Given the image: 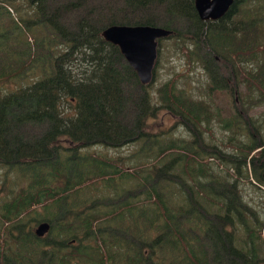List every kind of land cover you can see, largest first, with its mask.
Listing matches in <instances>:
<instances>
[{"label":"trees","instance_id":"1","mask_svg":"<svg viewBox=\"0 0 264 264\" xmlns=\"http://www.w3.org/2000/svg\"><path fill=\"white\" fill-rule=\"evenodd\" d=\"M23 1L37 19L0 21V264H264V112L247 113L264 102V0L216 19L194 0ZM173 20L192 29L185 56L212 101L175 77L155 87L187 132L167 140L147 127L152 82L102 30L150 23L183 40ZM213 123L226 134L210 143Z\"/></svg>","mask_w":264,"mask_h":264},{"label":"rangeland","instance_id":"2","mask_svg":"<svg viewBox=\"0 0 264 264\" xmlns=\"http://www.w3.org/2000/svg\"><path fill=\"white\" fill-rule=\"evenodd\" d=\"M18 1L23 2V0H18ZM2 4H5V2L0 3V5ZM7 6L9 9V12L6 13L5 7L1 9L2 14L0 17V21H2L3 25L7 23L8 18L16 19L18 21V25L22 27H25L24 19L29 20L31 23L33 22V20L37 19V16L35 14V8L33 6H29L28 4L25 5L24 3L19 4L15 2L7 3ZM172 25L175 28H178L180 31L185 30V25L180 21L173 20ZM185 32H189V33H185ZM12 33L13 31L9 35L10 37H12ZM182 34H184L185 36L183 39L184 41L181 39H177V36L175 35L159 39V42H158L159 50H158V55H157L156 62H155L154 71H153V79L151 81L152 85L150 87V92L152 96L154 97L153 102L156 103L157 105H159V101L157 100L155 93H154L155 87L162 86L165 81L173 77H175L176 87H179L181 90L187 91V93H190L195 100L204 98L208 100V102L212 101L211 98L207 97L209 94V92L207 91V86L209 84V81L207 79V75L205 74L201 64L199 63V61H196V60L194 62H189L185 56V53L188 52L187 50L189 51L193 50V46L191 44L192 36H193L192 29L188 27L186 31H182ZM25 36L26 37L30 36L31 38L28 39L30 41L35 40V37L31 34V32L28 34H25ZM195 52L197 53L199 52V54L202 56L201 50H198V49L195 50L194 54ZM187 69H189L188 72H187ZM38 73H40L39 69L37 70L36 74ZM223 97H224L223 95H220L219 97H217V101H214V102L219 103L218 101L225 99V98L223 99ZM261 112H264V102H262L259 106L254 107L249 112L247 111L248 115L250 116H252L253 114H260ZM176 119L177 118L172 113H170L164 106L159 105L157 106L155 110V114L149 115L146 119V122H147V127H149L150 134H162L163 132H165L163 136L167 140L170 136H173L174 138L187 136V132L184 130V126L181 125V123L176 122ZM215 123H213L212 125L211 133L208 131V129H206L204 138L207 142H210V143L218 142L217 139H221V136L222 135L225 136L226 134V131L219 128L218 127L219 125ZM132 143L133 142H129L121 146V148H123L122 152H119V149H116V148H113L112 152L113 153L119 152L120 154H129L130 151L132 150V145H131ZM139 145H141V143L137 144L136 146H139ZM222 145H224V143ZM229 147L230 145L226 147V150H228ZM126 148H129V150H125ZM154 148L156 149V145H154ZM98 149H101V148H98ZM92 150H94L93 147H92ZM141 156L145 157L143 154H141ZM165 157L166 156L163 154L161 158L159 159L157 158L158 161H156L155 163H158L160 159L161 160L165 159ZM150 159L151 158L145 161L144 158H140V163L143 164L142 167L147 166L146 163ZM213 163H214V166H212L213 170H218L224 164V163H220L217 166L216 162H213ZM131 164L134 165L133 161L131 162ZM4 172H5V168L0 167V183L3 179ZM249 177L250 179L253 178V176H249ZM120 181H125L126 186L130 185L131 188H133V187H136L133 184H134V181L137 182V179L134 177H128L126 179L120 178ZM127 189L129 188L127 187ZM140 191L136 190V192H134L133 194H140ZM0 197H1V194H0ZM262 214H263V211H262ZM262 214L260 213V216H263ZM141 226L142 225H139L138 227L141 228ZM243 230H244V226L239 229L238 234L243 235ZM129 238H131V236H129ZM135 239L137 238L135 237Z\"/></svg>","mask_w":264,"mask_h":264},{"label":"water","instance_id":"3","mask_svg":"<svg viewBox=\"0 0 264 264\" xmlns=\"http://www.w3.org/2000/svg\"><path fill=\"white\" fill-rule=\"evenodd\" d=\"M233 3L234 0H194V7L200 18L216 19L224 15ZM172 33L171 28L150 23H112L102 30L106 40L119 46L142 84H149L153 79L158 39ZM47 228V222L40 223L38 233L42 234Z\"/></svg>","mask_w":264,"mask_h":264},{"label":"flooded vegetation","instance_id":"4","mask_svg":"<svg viewBox=\"0 0 264 264\" xmlns=\"http://www.w3.org/2000/svg\"><path fill=\"white\" fill-rule=\"evenodd\" d=\"M260 186V185H259Z\"/></svg>","mask_w":264,"mask_h":264}]
</instances>
